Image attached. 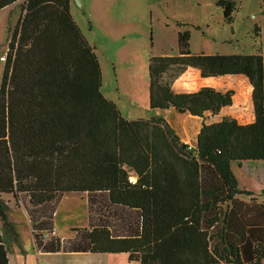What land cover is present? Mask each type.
<instances>
[{
  "label": "trees",
  "instance_id": "trees-1",
  "mask_svg": "<svg viewBox=\"0 0 264 264\" xmlns=\"http://www.w3.org/2000/svg\"><path fill=\"white\" fill-rule=\"evenodd\" d=\"M70 1L0 0V10L23 2L0 86V264H10L8 247L19 242L10 215L21 206L44 252L127 254L132 264H262L264 205L239 188L232 164L264 163V57L195 55L186 31L178 33L179 55L150 58L149 109L203 120L188 151L164 118L127 120L105 97ZM217 6L231 24L234 2ZM172 74L193 86L177 87L166 79ZM230 75L253 86V117L222 116L234 92L204 84ZM69 193L104 194L137 212L133 232L93 227L66 243L54 214Z\"/></svg>",
  "mask_w": 264,
  "mask_h": 264
},
{
  "label": "rangeland",
  "instance_id": "rangeland-1",
  "mask_svg": "<svg viewBox=\"0 0 264 264\" xmlns=\"http://www.w3.org/2000/svg\"><path fill=\"white\" fill-rule=\"evenodd\" d=\"M218 1H70V14L94 48L99 61L102 92L125 119H150L154 116L149 109V60L153 56L179 55V32L190 33L192 54L248 56L258 54L259 49L264 54V0H229L236 7L231 24L225 22L224 11L217 6ZM22 3L0 10V86L7 40L18 24ZM172 75L166 79L170 77L177 87L186 89L193 86L184 75L175 78ZM204 84L226 90L225 77L208 79ZM165 121L188 151L195 149L193 139L199 130L197 120L174 110V114ZM130 175L133 177V173ZM237 175L241 187L247 186L261 193V183L253 179L252 174L242 171ZM22 198L24 203L28 199L27 196ZM12 210L11 221L19 223L23 233L22 244L31 247L32 240L25 232L24 215L18 209ZM136 217L135 211L110 205L104 194L69 193L64 195L62 202L56 203L54 223L57 237L62 236L67 243L72 238H82L85 231L93 227H106L113 235H130ZM64 257L62 254L59 256L58 264H85L67 260L64 263ZM91 263L132 264L127 254L99 257Z\"/></svg>",
  "mask_w": 264,
  "mask_h": 264
},
{
  "label": "crops",
  "instance_id": "crops-1",
  "mask_svg": "<svg viewBox=\"0 0 264 264\" xmlns=\"http://www.w3.org/2000/svg\"><path fill=\"white\" fill-rule=\"evenodd\" d=\"M196 55V54H195ZM256 55H262L264 57V54L262 52H259ZM6 56V53H5ZM5 61V60H4ZM226 90L225 91H233V103L231 106L227 107L224 109L222 112H225L224 115L222 116H232V117H237L239 115H250L253 117L254 115V101H253V86L250 84L248 79L244 76H226ZM153 112V117H162L165 120L168 119V116L171 114H174V109L170 108L168 110H151ZM167 114V115H166ZM188 117L193 118L194 120H197L199 122V130L197 131L193 142L194 146H196V141H197V135L200 131L201 124H202V119L198 117H193L191 115L186 114ZM232 170L233 173L237 179L238 186L241 190H246L249 192H252L255 194V197L257 198V204L264 205V163L260 162H246L242 165V167H239L236 164H232ZM245 171L247 174H252L253 179H257L262 186V191L261 193H258L257 191L248 188L247 186L241 187L240 180L238 179V172ZM262 178V180L260 179ZM241 200L245 202H250L247 199L241 198ZM22 212V214L25 217L27 227H25L27 230H25L26 233L30 236L32 240V246H26L25 244H22V239H23V233L21 231V228L18 227V224L16 225V231L19 235V242L16 244H12L8 247V259L10 264H58L59 262V256L64 255L65 259L62 258V261L67 260V262H72V261H78V262H84L85 264H92L91 261H97L99 257H106V256H117L120 254L116 255H111V254H93L90 252H44L39 249H37L35 245V240L33 236V231H32V225L30 221L29 214L24 206H21L20 208H17ZM13 211V210H12ZM12 213V212H11ZM12 218V217H11ZM260 218V214H259ZM261 220V218H260ZM263 220V219H262ZM15 223V222H14ZM25 224V225H26ZM61 239H64L62 236L59 235ZM57 257V258H53ZM52 262V263H51ZM112 262H117V261H112ZM120 264V263H119ZM262 264H264V259L262 260Z\"/></svg>",
  "mask_w": 264,
  "mask_h": 264
},
{
  "label": "built area",
  "instance_id": "built-area-1",
  "mask_svg": "<svg viewBox=\"0 0 264 264\" xmlns=\"http://www.w3.org/2000/svg\"><path fill=\"white\" fill-rule=\"evenodd\" d=\"M130 182H132V183H134V182H135V179H134V177H131V178H130Z\"/></svg>",
  "mask_w": 264,
  "mask_h": 264
},
{
  "label": "water",
  "instance_id": "water-1",
  "mask_svg": "<svg viewBox=\"0 0 264 264\" xmlns=\"http://www.w3.org/2000/svg\"><path fill=\"white\" fill-rule=\"evenodd\" d=\"M78 2L80 3V2H81V0H78Z\"/></svg>",
  "mask_w": 264,
  "mask_h": 264
}]
</instances>
